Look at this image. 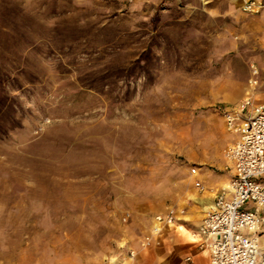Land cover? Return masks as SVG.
<instances>
[{
  "label": "rangeland",
  "instance_id": "obj_1",
  "mask_svg": "<svg viewBox=\"0 0 264 264\" xmlns=\"http://www.w3.org/2000/svg\"><path fill=\"white\" fill-rule=\"evenodd\" d=\"M252 66L236 0H0V264H156L153 217L231 170Z\"/></svg>",
  "mask_w": 264,
  "mask_h": 264
},
{
  "label": "built area",
  "instance_id": "obj_2",
  "mask_svg": "<svg viewBox=\"0 0 264 264\" xmlns=\"http://www.w3.org/2000/svg\"><path fill=\"white\" fill-rule=\"evenodd\" d=\"M261 9L264 0H241L243 12ZM249 85L237 109L225 113L227 127L238 135L224 154L233 176L216 192L214 206L201 225L190 233L200 249L208 250L210 264H264V94H257L258 88L264 93V79L254 67ZM191 174L196 175L197 169L192 168ZM194 185L205 190L200 181ZM179 219L176 207L156 214L142 246L160 245L164 230Z\"/></svg>",
  "mask_w": 264,
  "mask_h": 264
},
{
  "label": "crops",
  "instance_id": "obj_3",
  "mask_svg": "<svg viewBox=\"0 0 264 264\" xmlns=\"http://www.w3.org/2000/svg\"><path fill=\"white\" fill-rule=\"evenodd\" d=\"M236 1L238 2V8L241 10V0ZM260 92V95L264 94L261 90ZM222 133L226 136L228 142L238 137L237 134L228 133L227 129L225 132L222 129ZM230 169L229 174L219 176H215L210 172L205 173L204 187H209L211 183H218L221 187L227 184L233 176L232 167ZM205 191L206 193L192 197L193 207L188 214L180 218L174 226L164 230L159 238L160 245L153 247L158 248L154 251L156 264H210L208 250L200 249L197 242L190 235L192 231H195L201 225L206 212H209L214 206L215 194L208 189ZM195 198L198 200H195ZM261 240L264 243V235H262Z\"/></svg>",
  "mask_w": 264,
  "mask_h": 264
},
{
  "label": "bare ground",
  "instance_id": "obj_4",
  "mask_svg": "<svg viewBox=\"0 0 264 264\" xmlns=\"http://www.w3.org/2000/svg\"><path fill=\"white\" fill-rule=\"evenodd\" d=\"M229 130H231V131H233L235 134H237V132H236V130L233 128V129H230V128H228ZM225 187L227 186V184H225L224 185ZM198 189V188H197ZM198 191H199V189H198ZM195 200H198V199H196L195 198ZM200 200H202V199H200ZM208 211V210H207ZM207 214V213H206Z\"/></svg>",
  "mask_w": 264,
  "mask_h": 264
}]
</instances>
